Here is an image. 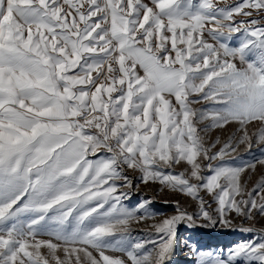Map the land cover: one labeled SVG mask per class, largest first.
I'll return each instance as SVG.
<instances>
[{"label": "snow or ice", "instance_id": "snow-or-ice-1", "mask_svg": "<svg viewBox=\"0 0 264 264\" xmlns=\"http://www.w3.org/2000/svg\"><path fill=\"white\" fill-rule=\"evenodd\" d=\"M232 123L213 151L203 133ZM254 143L264 0H0V264H168L181 223L264 218L256 162L224 159ZM129 171L198 210L175 201L133 242L130 223L161 214L123 205ZM186 247L196 264H264V230L226 256Z\"/></svg>", "mask_w": 264, "mask_h": 264}, {"label": "rangeland", "instance_id": "rangeland-1", "mask_svg": "<svg viewBox=\"0 0 264 264\" xmlns=\"http://www.w3.org/2000/svg\"><path fill=\"white\" fill-rule=\"evenodd\" d=\"M228 3H233L235 0H227ZM240 42L238 35L234 36L231 41L232 47H237ZM252 57H249L251 59ZM239 66V61L237 60ZM203 105H197L202 107ZM237 125L235 123L225 125L223 128H215L207 133H203L206 143L212 144L217 139L220 143L216 145L213 151L223 144L224 141L236 132ZM227 164L238 167L248 162H256L255 171L247 172L245 179L249 186L254 184L264 174V166L260 165L258 161L264 159V145L253 144L250 150L246 146H240L235 153H231L224 157ZM215 163V162H213ZM182 168H177L176 171H181ZM132 180L133 186L131 188L122 189L127 195L122 198L123 205L128 209H135L141 202L146 203V207L161 215L154 218L145 219L141 222L132 221L130 223L131 237L133 242L137 238H144L150 226L163 219L166 216H171L176 212V203L179 201L181 208H185L189 213L196 212L197 202L192 201L191 198L183 194L172 192L168 189H162L158 182L149 181L147 184L140 182V174L138 172H128ZM203 194V193H202ZM208 197L205 196V199ZM150 202V203H148ZM233 221L232 226H222L219 223L207 224L202 219L197 221V225L188 227L186 224H179L176 229V245L175 252L168 264H196V260L188 253L186 245H194L198 252L203 253H217L226 256L227 253L235 248L237 245L245 241H252L258 238L261 230H264V218L257 216L254 221L245 220L236 217L232 214L230 217ZM241 227H254L255 232L242 231ZM47 239V237H44ZM109 255H120V253L109 252ZM62 255V253H61ZM236 264H243V261L238 260Z\"/></svg>", "mask_w": 264, "mask_h": 264}]
</instances>
